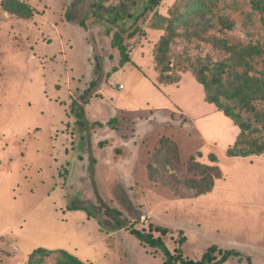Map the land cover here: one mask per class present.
<instances>
[{"label": "rangeland", "instance_id": "obj_1", "mask_svg": "<svg viewBox=\"0 0 264 264\" xmlns=\"http://www.w3.org/2000/svg\"><path fill=\"white\" fill-rule=\"evenodd\" d=\"M16 1L32 14L0 0V264H28L39 248L54 253L33 264H69L59 250L83 264H164L134 230L184 259L215 245L240 255L225 264H264V152L227 157L239 128L192 74L233 67L228 48L264 52L250 0H161L143 35L124 36L123 66L100 15L133 0ZM168 25L161 83L153 59ZM248 69L264 90V53ZM253 105L244 138L262 144L264 99Z\"/></svg>", "mask_w": 264, "mask_h": 264}, {"label": "trees", "instance_id": "obj_2", "mask_svg": "<svg viewBox=\"0 0 264 264\" xmlns=\"http://www.w3.org/2000/svg\"><path fill=\"white\" fill-rule=\"evenodd\" d=\"M10 5L7 11L11 14H21L29 17L32 10L16 1L6 0ZM161 0H133V9L130 10L124 4L118 8H110L107 10V16L100 15V18L111 25V29L115 30L112 37V46L117 48L122 55V66L129 62V57L126 53V47L123 43V38L126 35L127 39H133L136 35H143L140 23L144 22L150 13H153L159 6ZM251 7L254 11L263 15L264 24V0H250ZM162 22L165 21L161 16L156 15ZM156 29L161 28V23L153 24ZM166 34L163 35L158 41L156 51L154 53V62L156 68L159 70V81L167 83L170 76L165 73L169 71V64L166 63V56L168 54L169 44L173 38L171 26L166 27ZM232 51L233 67H229L225 63H216L213 65L199 64L193 70L192 74L196 82L199 83L205 93L206 102L214 105L219 112L225 117L233 121L234 125L239 128V134L233 147L227 149V157L245 158L252 155H260L264 152V143H259L257 140H247L244 137L252 133L251 126L247 120L241 117L242 111L249 113L254 112V102L264 99V90L260 82L248 75L246 70H249L250 62L254 56L260 57L264 53L256 46H246L239 50L235 48H228ZM240 67L243 71L238 72L236 69ZM238 111L235 113V111ZM249 133V134H247ZM211 162H216V157L211 155ZM198 169H203L208 172H217V166L201 165L193 163ZM212 188V181L208 183L202 193L210 192ZM121 228V227H120ZM162 235L167 233V230L162 228H154ZM131 234L139 241L143 242L150 248H159L164 255V264H225L232 258H239L238 252L233 250H224L215 245L208 247L199 260L184 259L182 252L175 251L172 254L163 244L160 238H154L152 232L134 230ZM184 242V238L179 240V244ZM68 261L69 264H83L76 257L59 250ZM49 253L45 249L39 248L31 255L28 264H33V258H43Z\"/></svg>", "mask_w": 264, "mask_h": 264}, {"label": "built area", "instance_id": "obj_3", "mask_svg": "<svg viewBox=\"0 0 264 264\" xmlns=\"http://www.w3.org/2000/svg\"><path fill=\"white\" fill-rule=\"evenodd\" d=\"M118 88H120V89H121L122 87H121V86H119Z\"/></svg>", "mask_w": 264, "mask_h": 264}]
</instances>
